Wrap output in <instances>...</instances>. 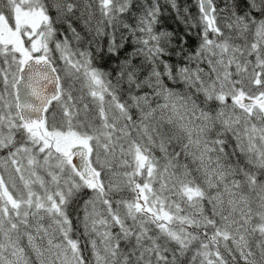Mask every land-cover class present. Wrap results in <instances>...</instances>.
Segmentation results:
<instances>
[{
    "label": "snow or ice",
    "instance_id": "6c2138e0",
    "mask_svg": "<svg viewBox=\"0 0 264 264\" xmlns=\"http://www.w3.org/2000/svg\"><path fill=\"white\" fill-rule=\"evenodd\" d=\"M170 2L0 0V264H264V0Z\"/></svg>",
    "mask_w": 264,
    "mask_h": 264
},
{
    "label": "trees",
    "instance_id": "16d2710c",
    "mask_svg": "<svg viewBox=\"0 0 264 264\" xmlns=\"http://www.w3.org/2000/svg\"><path fill=\"white\" fill-rule=\"evenodd\" d=\"M152 2L153 0H132V7L130 11L120 15L117 18L115 22L117 28L122 29L125 23L135 24L138 21L143 8L150 5ZM214 2L217 4L218 8H225L226 4L231 2V0H214ZM237 2H240L241 7H244V3L242 2V0H237ZM158 3L160 5V16L159 24H157L156 26L157 30L164 29L170 32H174L177 37V39L174 41L176 43L179 42L178 38L180 36H184L188 41L189 46L194 47L197 43V37L194 33L198 31V29H191L192 34H189V29H186L184 23H182V21L177 18V10L171 6L170 0H158ZM176 4L180 10L181 16H186L187 14H191L193 18L198 16L197 0H176ZM185 8L188 10V13L184 12ZM102 43L106 46L107 41H102ZM126 51H131L130 44L126 47ZM114 64L115 61L113 60L111 62H100L98 66L103 67L106 70H111ZM120 195L125 198L131 197V193L129 191H124ZM80 231L82 232V229ZM80 238L82 246H84L87 241L82 235ZM85 255L90 256L87 248H85ZM190 255L191 253H189V257ZM185 264H187V261H185ZM240 264H243V261H240Z\"/></svg>",
    "mask_w": 264,
    "mask_h": 264
},
{
    "label": "rangeland",
    "instance_id": "374dc122",
    "mask_svg": "<svg viewBox=\"0 0 264 264\" xmlns=\"http://www.w3.org/2000/svg\"><path fill=\"white\" fill-rule=\"evenodd\" d=\"M227 13H224V14H222V15H226ZM3 155H5V153L4 152H0V156H3Z\"/></svg>",
    "mask_w": 264,
    "mask_h": 264
}]
</instances>
